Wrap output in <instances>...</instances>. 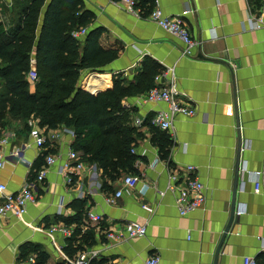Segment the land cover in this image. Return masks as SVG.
Here are the masks:
<instances>
[{"label": "crops", "instance_id": "1", "mask_svg": "<svg viewBox=\"0 0 264 264\" xmlns=\"http://www.w3.org/2000/svg\"><path fill=\"white\" fill-rule=\"evenodd\" d=\"M15 1L0 0V14ZM51 1L41 9L37 32ZM83 1L82 10L93 17L79 37L81 53L88 30L96 28L102 29L101 47L119 50L118 57L99 69L82 70L84 89L97 93L111 88L114 75L120 73L136 88L144 85L148 66L161 70L174 66L179 98L196 113L177 114L173 129H153L151 118L168 104L145 101L146 90L125 97L123 106L139 133L132 146L137 173L123 172L108 180L111 189L106 190L95 163L82 159L85 166L72 174V181L61 169L75 140L68 127L41 126L47 141L38 146L26 121L0 120V134L10 137L0 183L14 193L32 184L37 196L23 217L0 215V264H27L30 256L36 257L33 250L22 251L26 243L46 250L50 264H72L87 249L98 250L92 258L96 264H144L150 255H158L160 264H215L218 250L217 264H244L246 256L257 258L264 252V195L255 190V180L264 181V27H254L249 18L255 20L264 0H155L165 14L188 26L197 41L191 55L183 54L180 38L148 15L129 10L121 0ZM3 86L0 78V89ZM155 130L172 141L168 159L161 157ZM48 148L56 149L57 160L39 180ZM188 165L195 170L188 171ZM131 174L139 176L137 185L124 188L117 202L109 203L107 198L124 187V178ZM189 175L204 183L206 204L182 215L177 198ZM77 199L85 201L87 213L103 219L93 224L86 217L81 231L95 226L96 242L84 244L71 256L66 250L70 236L51 233L50 228L66 224L63 218L75 214L69 205ZM132 221L145 224L146 234L124 242L107 238V231Z\"/></svg>", "mask_w": 264, "mask_h": 264}, {"label": "trees", "instance_id": "2", "mask_svg": "<svg viewBox=\"0 0 264 264\" xmlns=\"http://www.w3.org/2000/svg\"><path fill=\"white\" fill-rule=\"evenodd\" d=\"M45 3L46 0H16L11 8L0 14V78L4 81L0 89V120L21 119L28 124V120L34 118L47 129L60 126L73 129L72 149L82 151L83 160L101 169L103 189H111L108 180H116L123 172L137 173L138 157L132 153V146L139 133L122 101L129 95L150 90L161 68L148 66L144 85L136 88H132L130 81L120 73L114 75L111 88L97 93L84 89L80 85L82 70L99 69L118 57L119 50L101 47L102 29L96 28L88 30L81 53V40L72 32L85 27L93 17L88 10H82L83 0H52L37 32ZM137 6L142 14L149 15L155 0H138ZM33 57L38 79L31 90L27 74ZM155 133L161 157L168 159L172 141L167 134L156 130ZM53 153L56 154V149L48 148L44 155ZM69 206L76 212L63 221L76 227L66 248L73 256L85 248L84 244L92 246L96 242L95 226L81 231L88 216L84 200H74ZM30 250L35 252V264H50V254L46 250L32 243L23 245V252ZM257 261L264 264V252L259 254ZM89 264L96 262L92 259Z\"/></svg>", "mask_w": 264, "mask_h": 264}, {"label": "built area", "instance_id": "3", "mask_svg": "<svg viewBox=\"0 0 264 264\" xmlns=\"http://www.w3.org/2000/svg\"><path fill=\"white\" fill-rule=\"evenodd\" d=\"M129 10L137 13L142 12V9L137 6L138 0H121ZM159 26L174 34L180 38L184 43L183 54L191 55L192 48L196 45L197 41L193 39L188 26L184 21L175 16L167 15L163 12L156 1L154 8L148 15ZM249 22L254 27H264V2L261 5L255 20L249 18ZM87 31L86 27H81L72 32L73 36L80 37ZM35 59L32 58V63ZM30 82H35L38 79V72L36 66H32L27 74ZM145 101L159 102L164 101L168 104V108L157 111L151 118V124L160 127L164 130L173 129V120L177 114L186 116H192L196 113V108L188 103L183 102L179 98V90L175 84V68L174 66H167L162 69L155 76V85L148 90L144 95ZM30 126V134L33 137L35 143L38 146H45L47 138L44 134L43 128L39 125L38 120L30 118L28 120ZM138 126L142 125V120L138 118L136 120ZM71 134H75L71 128H66ZM58 134H55V137ZM10 137L7 134H0V170L5 166L6 156L4 153V147L9 143ZM135 152V149H132ZM15 154H19V150H15ZM69 160H66L61 169L67 172L68 180L72 181V174L77 169H83L85 162L79 155V152L71 149L68 152ZM46 164L38 174V179L43 180L46 177V173L51 165L57 160L56 154H48L46 156ZM138 164V161L137 163ZM188 171H194V165H188ZM139 182V176L135 174L128 175L123 180L124 187H120L116 192L107 198L109 203H116L122 196L124 188H132ZM34 185H29L18 192H8L7 186L4 183H0V215L12 213L15 216L21 218L27 211V206L30 202H34L37 199L36 193L33 189ZM205 185L198 178V176H188L179 187V195L177 198V206L182 215L196 211L198 209H204L206 204V195L204 193ZM255 190L264 195V181L261 178L255 180ZM144 191V188L143 190ZM147 209H151L149 206L144 205ZM88 222L93 224H99L103 217L101 214L89 212ZM56 231L62 232L65 236H71L73 234V227L66 224L52 226L50 232ZM146 225L137 221L125 223L122 227L112 228L107 231V238L109 240H115L117 242H124L130 238L143 236L146 234ZM264 247V245H263ZM97 249H87L80 253L77 258L71 260L72 264H89L91 259L97 254ZM35 257L30 256L27 264H34ZM144 264H160V257L158 255H150L146 258ZM244 264H258L257 258L253 256H246L244 258Z\"/></svg>", "mask_w": 264, "mask_h": 264}, {"label": "water", "instance_id": "4", "mask_svg": "<svg viewBox=\"0 0 264 264\" xmlns=\"http://www.w3.org/2000/svg\"><path fill=\"white\" fill-rule=\"evenodd\" d=\"M218 253H219V250H218V252L216 253V255H217V256H216V259H215V264H217V259H218L217 257H218Z\"/></svg>", "mask_w": 264, "mask_h": 264}, {"label": "rangeland", "instance_id": "5", "mask_svg": "<svg viewBox=\"0 0 264 264\" xmlns=\"http://www.w3.org/2000/svg\"><path fill=\"white\" fill-rule=\"evenodd\" d=\"M36 69H37V68H36ZM31 83H32V82H31ZM34 83H36V81H35ZM80 85H81V86H83V84H82L81 80H80Z\"/></svg>", "mask_w": 264, "mask_h": 264}]
</instances>
